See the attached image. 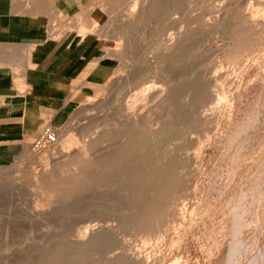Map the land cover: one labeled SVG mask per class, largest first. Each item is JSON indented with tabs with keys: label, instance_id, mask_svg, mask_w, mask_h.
Returning <instances> with one entry per match:
<instances>
[{
	"label": "rangeland",
	"instance_id": "rangeland-1",
	"mask_svg": "<svg viewBox=\"0 0 264 264\" xmlns=\"http://www.w3.org/2000/svg\"><path fill=\"white\" fill-rule=\"evenodd\" d=\"M90 3L117 68L0 166V264H264V0Z\"/></svg>",
	"mask_w": 264,
	"mask_h": 264
},
{
	"label": "crops",
	"instance_id": "crops-1",
	"mask_svg": "<svg viewBox=\"0 0 264 264\" xmlns=\"http://www.w3.org/2000/svg\"><path fill=\"white\" fill-rule=\"evenodd\" d=\"M90 0H0V166L63 126L114 74Z\"/></svg>",
	"mask_w": 264,
	"mask_h": 264
},
{
	"label": "bare ground",
	"instance_id": "bare-ground-1",
	"mask_svg": "<svg viewBox=\"0 0 264 264\" xmlns=\"http://www.w3.org/2000/svg\"><path fill=\"white\" fill-rule=\"evenodd\" d=\"M117 55V54H116ZM153 83H151V84H148V85H146V86H144V87H142L141 88V90L139 89V90H137L136 92H135V94H134V100L133 101H131V100H128L127 101V104H126V107H125V112L126 113H128V114H134L135 112H137L138 111V109H139V107L142 105V103H145L146 102V100L148 99V97L150 96V94L152 93V92H154V91H156L157 89H158V85L156 84V83H154V81H152ZM164 86V85H163ZM257 89V88H256ZM161 95V94H160ZM258 97V96H257ZM166 98V97H165ZM247 104V103H246ZM142 107V106H141ZM173 112V111H172ZM137 115V114H136ZM135 121V120H134ZM133 121V122H134ZM251 127V126H250ZM246 130V129H245ZM241 133V132H240ZM94 143V142H93ZM83 145H84V143H83ZM93 146V144H90V146ZM97 147V146H96ZM85 150H86V147H85ZM88 151V150H87ZM117 151V150H116ZM150 152V151H149ZM76 153V152H75ZM122 155V154H121ZM124 156V155H123ZM122 156V157H123ZM121 157V158H122ZM86 159V158H85ZM91 163V162H90ZM119 163V162H118ZM121 163V162H120ZM87 165V164H86ZM91 165V164H90ZM80 166V165H79ZM76 170V169H75ZM83 170V169H82ZM82 170H81V172H82ZM84 171V170H83ZM236 172V171H235ZM73 173H74V171H73ZM262 192V191H261ZM258 193V192H257ZM234 203V202H233ZM33 217H35V218H37L38 216H34V215H32ZM30 221V220H29ZM39 221V220H38ZM37 221V222H38ZM97 226V225H96ZM80 229V228H79ZM220 229V228H219ZM89 230H90V228H89V226H87V227H85L84 229L82 228V229H80L79 231H78V233H80V238L81 239H84L88 234H89ZM82 246V245H81ZM216 246V245H215ZM75 251V250H74ZM38 253H39V251H38ZM65 253V252H64ZM63 253V254H64ZM74 253V252H73ZM76 253V252H75ZM83 254V253H82ZM61 255V254H60ZM84 255V254H83ZM90 257H91V255H90ZM36 259H37V263L36 264H39V256L38 257H35ZM70 258V257H69ZM78 258V257H77ZM89 258V257H88ZM31 259V258H30ZM58 259H60L59 257H58ZM83 259H85V258H83ZM32 260V259H31ZM52 260V259H51ZM69 261V259L67 260V262ZM81 261V260H80ZM83 261V260H82ZM81 261V262H82ZM44 262V261H43ZM58 262V261H57ZM70 262V261H69ZM75 262H78L77 260H75L74 261V263ZM239 262V261H238ZM25 263V262H24ZM56 263V262H55ZM72 263V262H71ZM85 264H86V262H84ZM91 262H89V264H90ZM27 264H29V263H27ZM42 264V263H41ZM79 264V263H78ZM83 264V263H82Z\"/></svg>",
	"mask_w": 264,
	"mask_h": 264
},
{
	"label": "built area",
	"instance_id": "built-area-1",
	"mask_svg": "<svg viewBox=\"0 0 264 264\" xmlns=\"http://www.w3.org/2000/svg\"><path fill=\"white\" fill-rule=\"evenodd\" d=\"M57 130L47 127L39 140L34 144L35 148L45 147L48 144L54 143L57 140Z\"/></svg>",
	"mask_w": 264,
	"mask_h": 264
}]
</instances>
